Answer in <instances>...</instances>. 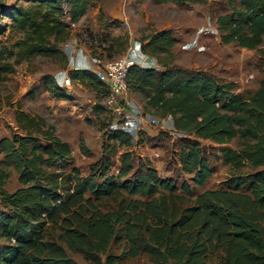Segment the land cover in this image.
I'll return each mask as SVG.
<instances>
[{
	"label": "trees",
	"instance_id": "16d2710c",
	"mask_svg": "<svg viewBox=\"0 0 264 264\" xmlns=\"http://www.w3.org/2000/svg\"><path fill=\"white\" fill-rule=\"evenodd\" d=\"M0 11L20 34L13 42L19 59L36 54H67L59 46L69 36L70 25L84 15L93 0H22ZM176 4L205 0H154ZM237 2V6L233 2ZM68 8L65 9L63 3ZM230 12L217 17L223 42L255 48L264 43V0H229ZM5 28L0 25V32ZM176 41L170 28L152 31L141 41L142 50L157 58L158 67L134 64L126 75L127 86L145 97L144 108L173 118L180 133L178 158L183 171L202 185L212 174L209 155L199 138L224 143L236 138L238 148L224 147L222 157L235 168L247 163L253 170L232 176L225 187L206 188L184 208L171 204L177 189L172 177H161L148 159L134 163L132 152L120 154L116 173H109L113 156L131 143L128 133L111 130L102 143L101 157L82 175L73 163L67 140L45 118L20 109L15 121L22 132L0 137V264H80L66 248L80 252L93 264L101 263L111 240H125L118 255L106 254L107 264L146 253L155 264H264V78L247 95L235 90L233 81H221L208 71L172 64ZM0 76L13 70L3 62ZM70 77L107 86L89 68H71ZM44 88L64 98V88L51 74L42 76ZM152 108V109H151ZM83 153L88 150L83 142ZM13 167L20 186L3 187ZM181 187L190 191L187 182ZM161 190L168 191V194ZM123 191L143 198H129L122 208L103 211L93 198ZM60 232L50 236L48 229Z\"/></svg>",
	"mask_w": 264,
	"mask_h": 264
},
{
	"label": "rangeland",
	"instance_id": "374dc122",
	"mask_svg": "<svg viewBox=\"0 0 264 264\" xmlns=\"http://www.w3.org/2000/svg\"><path fill=\"white\" fill-rule=\"evenodd\" d=\"M17 1L6 2L10 4ZM19 3L26 4L22 0ZM231 5L229 0H205L202 3L188 2L182 5L172 1L93 0L86 13L71 23L69 36L59 42L67 54L64 64L59 56L36 54L28 59H19L15 54L8 56L7 50L16 51L13 42L20 32L12 26L11 19L0 11V25L5 28L0 32V50H3L1 61L13 65L12 71L0 76V137L22 132L15 121L16 109L41 115L45 118V126L55 128L56 133L70 144L74 160L67 164L66 169L71 170L75 165L82 175H87L90 165L101 157L102 143L111 131L108 121L112 116L105 106L106 89L102 85L70 77L71 83L62 87L66 96L60 98L44 88L42 76L46 73L56 76L60 70L68 72L71 68L80 67L83 61L90 62L93 55L100 56L102 60L116 58L131 41L141 42L146 34L161 28H170L176 38L172 47L173 65L203 69L221 81H233L235 90L243 95L255 91L264 78V43L248 48L236 42L225 43L221 40L216 20L220 14L230 12ZM233 5L237 6V2L234 1ZM63 6L68 8L66 2ZM196 35L200 48H185L184 43ZM129 91L134 107H138L143 114L146 111L145 97L137 89L130 88ZM152 114L162 118L161 115ZM170 126L168 121L159 124L143 121L136 142L118 148L109 173L118 171L120 154L125 150L132 152L135 166L138 161L148 159L161 177L174 179L178 187L169 197L171 204L180 209L193 204L196 195L204 189L225 187L226 181L232 176L253 170L247 163L235 168L224 161L223 148H238L236 138L224 143L199 138L209 155L213 172L204 184H194L191 174L182 170L178 158L183 142L180 137L183 135ZM81 142L87 148V153L81 151ZM8 169L10 174L3 187L13 191L20 186V182L15 169ZM182 182L188 183L190 191L181 187ZM161 191L168 194V191ZM129 198L143 197L120 191L93 200L98 208L106 211L122 208ZM0 205L5 208L1 197ZM48 232L50 236H56L60 229L52 227ZM126 246L124 239L111 240L106 253L100 254V264H107L106 254L118 255ZM66 251L80 264H93L78 251L69 248ZM119 264L155 263L146 253H140L125 257ZM209 264H217L216 258L210 259Z\"/></svg>",
	"mask_w": 264,
	"mask_h": 264
},
{
	"label": "built area",
	"instance_id": "2783aa9c",
	"mask_svg": "<svg viewBox=\"0 0 264 264\" xmlns=\"http://www.w3.org/2000/svg\"><path fill=\"white\" fill-rule=\"evenodd\" d=\"M198 35L191 41L185 42L184 47L200 48ZM71 54V53H70ZM137 64L143 67H158L157 58L142 50L141 42L133 40L129 43L124 52L116 58L102 60L98 55H93L90 62L83 61L80 67L94 70L107 86L105 95V106L110 112L112 118L108 121L110 130H122L129 134L131 143L137 140V134L143 121L150 124H159L162 121L171 123L173 118L170 114L156 117L150 112L143 114L135 104L131 103L127 97L129 87L127 86L126 75L130 66ZM55 80L58 85L65 87L71 83V78L66 70H60L55 74Z\"/></svg>",
	"mask_w": 264,
	"mask_h": 264
},
{
	"label": "crops",
	"instance_id": "0c3cea01",
	"mask_svg": "<svg viewBox=\"0 0 264 264\" xmlns=\"http://www.w3.org/2000/svg\"><path fill=\"white\" fill-rule=\"evenodd\" d=\"M130 90V89H129ZM128 90L127 97L129 98L130 102L133 103V98L131 96V91ZM133 100V101H132Z\"/></svg>",
	"mask_w": 264,
	"mask_h": 264
}]
</instances>
